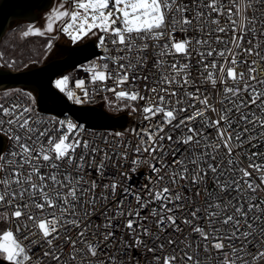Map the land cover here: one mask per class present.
Listing matches in <instances>:
<instances>
[{"label": "snow or ice", "instance_id": "snow-or-ice-1", "mask_svg": "<svg viewBox=\"0 0 264 264\" xmlns=\"http://www.w3.org/2000/svg\"><path fill=\"white\" fill-rule=\"evenodd\" d=\"M57 25L95 37L92 95L139 122L96 132L0 94V264H264V0H60L23 36Z\"/></svg>", "mask_w": 264, "mask_h": 264}, {"label": "water", "instance_id": "water-1", "mask_svg": "<svg viewBox=\"0 0 264 264\" xmlns=\"http://www.w3.org/2000/svg\"><path fill=\"white\" fill-rule=\"evenodd\" d=\"M53 0H0V41L15 20L29 23L37 21L40 14L52 6ZM54 48L59 56L49 57L40 64L22 69L0 66V91L22 88L33 93L36 109L43 114L61 116L69 114L74 120L87 127L99 129L123 128L126 113H114L104 107L103 102L75 104L70 102L55 86V76L102 53L96 48L95 38H85L76 43L55 41ZM0 151L4 137H0Z\"/></svg>", "mask_w": 264, "mask_h": 264}, {"label": "trees", "instance_id": "trees-1", "mask_svg": "<svg viewBox=\"0 0 264 264\" xmlns=\"http://www.w3.org/2000/svg\"><path fill=\"white\" fill-rule=\"evenodd\" d=\"M23 20H15L7 29L0 41V66L12 69H22L29 66L37 65L49 57L59 56L54 46L47 48V44L51 40L52 45L57 41L51 35H30L23 37L18 35L22 29ZM14 63H11L13 62ZM12 91V89H7ZM5 90L0 91L2 94ZM104 107L111 112H118ZM6 225L0 222V228Z\"/></svg>", "mask_w": 264, "mask_h": 264}, {"label": "built area", "instance_id": "built-area-1", "mask_svg": "<svg viewBox=\"0 0 264 264\" xmlns=\"http://www.w3.org/2000/svg\"><path fill=\"white\" fill-rule=\"evenodd\" d=\"M95 38V37H94ZM66 42H69V43H72L70 41V39L68 37H65V40ZM97 49H100L99 47L96 46ZM103 54L102 53H99L97 55H95L94 57L76 65L74 68L72 69H69L65 72H63L62 74H59L57 76H55L52 80V85L55 86V81L58 80V79H63L65 76H67L69 78V82H68V85L65 89L64 92H61L58 88V90L70 101V102H73V100H70L67 96V91L71 90V91H74L76 93L77 96H83V93L80 89L76 88V82L77 81H80V80H83L84 81V87L86 89L89 90V94H90V100L86 103H83V104H95V103H98V102H103V104L105 103L104 100L101 98L104 94L103 93H100V94H97V95H92V90L94 88L97 87V85L93 84L90 80V73L88 72H85L84 71V68L86 66H88L91 62L93 61H98V58L100 56H102ZM258 75H261V76H264V72H260L258 73ZM24 90V91H27V92H30L28 90H25V89H22V88H12V91H15V90ZM32 94V96L34 97L33 93L30 92ZM111 95V94H109ZM142 103V102H141ZM36 108V106H35ZM37 110V109H36ZM120 112H125L126 113V124H125V127L123 128H115V129H99V128H91V127H87L85 126L86 128H90L92 129L93 131H96V132H105V131H112V132H115V131H125L127 128H130V127H133V126H137L138 125V122H139V114L138 113H132L131 112V109H125L123 111H118V112H115V113H120ZM40 113V112H39ZM41 115L45 116V117H57L59 119H65V118H68V119H72L73 122H77L76 120H74L69 114H63L61 116H56V115H53V114H43V113H40ZM4 146H3V149L2 151L3 152H7L8 149H9V146H10V141L8 140L7 137H4ZM140 183H143L142 180L139 181ZM262 198H264V194H261Z\"/></svg>", "mask_w": 264, "mask_h": 264}, {"label": "rangeland", "instance_id": "rangeland-1", "mask_svg": "<svg viewBox=\"0 0 264 264\" xmlns=\"http://www.w3.org/2000/svg\"><path fill=\"white\" fill-rule=\"evenodd\" d=\"M59 2H60V0H53L52 6L47 11L42 12L40 14V17H39V19L37 21H35L33 23H29V22H26V21L23 22L22 29L19 31L18 35L23 36V32L28 28L29 25L34 26V28H38V29L43 30L44 27H45V24H46V17L48 16V14L52 10V8L57 6ZM54 28H55L54 32L48 33V34H45V35H51L52 37H54L58 41H64L65 37H67V36H65L60 31V28H59L58 25L54 26ZM30 35H32V34H30ZM109 97L113 98L111 95H109ZM104 105L109 108V106L106 103H104Z\"/></svg>", "mask_w": 264, "mask_h": 264}]
</instances>
